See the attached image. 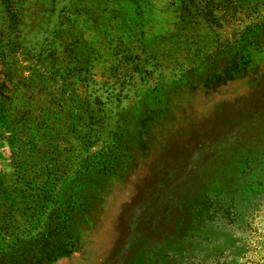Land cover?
<instances>
[{
    "label": "rangeland",
    "instance_id": "374dc122",
    "mask_svg": "<svg viewBox=\"0 0 264 264\" xmlns=\"http://www.w3.org/2000/svg\"><path fill=\"white\" fill-rule=\"evenodd\" d=\"M85 138L120 176L20 264H264V0H0V258Z\"/></svg>",
    "mask_w": 264,
    "mask_h": 264
},
{
    "label": "trees",
    "instance_id": "16d2710c",
    "mask_svg": "<svg viewBox=\"0 0 264 264\" xmlns=\"http://www.w3.org/2000/svg\"><path fill=\"white\" fill-rule=\"evenodd\" d=\"M89 138H85V143L81 144L84 147L88 145V154L86 153V156L78 162L76 166V175L80 176L78 183L76 186L82 187V195H84L83 198H80V194L77 192H74L73 188H70L71 186L68 185L73 181V178L69 180V182L66 184V188L59 192V202L55 203L54 206L52 201V194L58 196V192L55 190H51L50 188L47 191H50L47 200L44 198L47 196V193L44 190H41L40 192H36L35 188L31 189L30 187H17L14 189H11L10 191L13 192L15 198L18 202L24 201L27 203V201H31L28 197L32 196L34 199L35 194H42V199H45L46 206L45 210H51V214L49 217H47V229L44 233H42L39 237L35 238L36 242H32L29 244L27 240H20L21 244L24 246L23 250L21 252L16 251L15 245H11V247H7L8 250H10V253L13 255L14 253H20V256L23 254H27L29 252L36 253L38 249H42L46 245V243H53V245H60V244H66V241L68 240L69 233H68V227H60V226H68L73 225V221L78 218L79 214L85 216V210H89L92 213H95L98 211L99 205H100V192L103 191L105 186L107 185V181L111 179L113 176H120L119 172L115 173V168L111 167L110 164L106 162V158L104 153L98 152V153H90L89 150L94 147L95 143L93 141H89L90 143L87 144ZM70 144V143H69ZM67 144V145H69ZM55 145V144H54ZM114 146L115 143H114ZM74 153V151H72ZM108 158V157H107ZM114 159H116L113 156ZM109 159V158H108ZM99 161V164L97 167L92 166V162ZM67 161V160H66ZM117 161V160H114ZM67 163H70L67 161ZM92 163V164H91ZM114 166H116L114 164ZM66 168H71L69 166H65ZM74 183V182H73ZM32 186V185H29ZM96 187V188H95ZM33 190V191H32ZM34 192V193H32ZM75 195H73V193ZM45 193V194H43ZM87 194V195H86ZM85 195L87 197V202L85 203ZM91 198H89V197ZM14 198L12 197V203ZM27 200V201H26ZM38 200V198L36 199ZM3 206V205H0ZM51 206V207H49ZM5 209L6 206L0 207V209ZM8 210L9 217L11 218V214L14 212V209L11 207ZM53 228V229H52ZM70 228V227H69ZM28 256H25L22 258L23 264H32L30 259H28ZM0 264H20L18 260L13 255V261L3 259V257L0 258Z\"/></svg>",
    "mask_w": 264,
    "mask_h": 264
}]
</instances>
